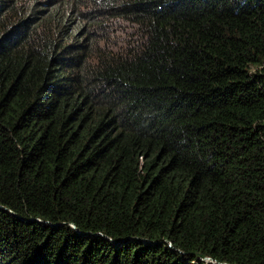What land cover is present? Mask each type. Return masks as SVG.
<instances>
[{"label": "trees", "instance_id": "obj_1", "mask_svg": "<svg viewBox=\"0 0 264 264\" xmlns=\"http://www.w3.org/2000/svg\"><path fill=\"white\" fill-rule=\"evenodd\" d=\"M0 264H264V0H0Z\"/></svg>", "mask_w": 264, "mask_h": 264}, {"label": "rangeland", "instance_id": "obj_2", "mask_svg": "<svg viewBox=\"0 0 264 264\" xmlns=\"http://www.w3.org/2000/svg\"><path fill=\"white\" fill-rule=\"evenodd\" d=\"M128 26L129 25L125 22H122V23H120V25L115 26V28L113 29V31H115V32H113V37H115L116 34H119L121 32L119 34V36H121L123 38L124 33H122V32H126L128 29ZM204 261H208V260L204 259Z\"/></svg>", "mask_w": 264, "mask_h": 264}, {"label": "water", "instance_id": "obj_3", "mask_svg": "<svg viewBox=\"0 0 264 264\" xmlns=\"http://www.w3.org/2000/svg\"><path fill=\"white\" fill-rule=\"evenodd\" d=\"M199 259L201 260H204V259H208V260H211L210 258L208 257H205V256H202V255H197Z\"/></svg>", "mask_w": 264, "mask_h": 264}, {"label": "built area", "instance_id": "obj_4", "mask_svg": "<svg viewBox=\"0 0 264 264\" xmlns=\"http://www.w3.org/2000/svg\"><path fill=\"white\" fill-rule=\"evenodd\" d=\"M206 260H208V259H206ZM208 261H211V260H208Z\"/></svg>", "mask_w": 264, "mask_h": 264}]
</instances>
